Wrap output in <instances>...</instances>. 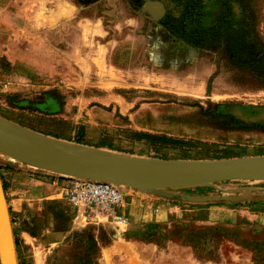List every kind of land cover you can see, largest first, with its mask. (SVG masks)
I'll list each match as a JSON object with an SVG mask.
<instances>
[{
  "label": "rangeland",
  "instance_id": "374dc122",
  "mask_svg": "<svg viewBox=\"0 0 264 264\" xmlns=\"http://www.w3.org/2000/svg\"><path fill=\"white\" fill-rule=\"evenodd\" d=\"M0 121L80 152L263 156L264 0H0ZM0 175L13 264H264V180L124 186V226L66 176L3 153Z\"/></svg>",
  "mask_w": 264,
  "mask_h": 264
},
{
  "label": "water",
  "instance_id": "95a60500",
  "mask_svg": "<svg viewBox=\"0 0 264 264\" xmlns=\"http://www.w3.org/2000/svg\"><path fill=\"white\" fill-rule=\"evenodd\" d=\"M149 3L152 2L146 4L147 9ZM161 4L164 14L165 7ZM26 140L57 145L58 149L37 147ZM83 150L77 151L30 131L13 129L0 121V153L53 174L111 181L122 187L162 193V189L213 186L221 181L264 180V155L177 160ZM4 194L0 175V259L1 264H11L10 231Z\"/></svg>",
  "mask_w": 264,
  "mask_h": 264
},
{
  "label": "built area",
  "instance_id": "2783aa9c",
  "mask_svg": "<svg viewBox=\"0 0 264 264\" xmlns=\"http://www.w3.org/2000/svg\"><path fill=\"white\" fill-rule=\"evenodd\" d=\"M66 178L70 181L66 187L68 200L81 205L87 218L107 217L124 226L129 223L124 211L127 193L121 185L90 178Z\"/></svg>",
  "mask_w": 264,
  "mask_h": 264
},
{
  "label": "bare ground",
  "instance_id": "6f19581e",
  "mask_svg": "<svg viewBox=\"0 0 264 264\" xmlns=\"http://www.w3.org/2000/svg\"><path fill=\"white\" fill-rule=\"evenodd\" d=\"M153 3H158V2H153ZM149 4H150V3H149ZM149 4H148V9L150 10V8H149ZM160 5H162V4L160 3ZM162 9H163V6H162ZM152 10H153V12H154L155 14H153ZM152 10H150V11H151V14H152L153 17L159 18V17L163 14V11H162V14H160V15H156V14L159 13V10H160L159 6H153V7H152ZM40 144H41V143H40ZM40 147H41V146H40ZM4 200H5V210H6L7 215H8L7 218H8L9 231H10L9 242H10L11 255H12L11 264H13V263H14V252H13V243H12V228H11V221H10V217H9V211H8V208H7V203H6L5 195H4Z\"/></svg>",
  "mask_w": 264,
  "mask_h": 264
},
{
  "label": "crops",
  "instance_id": "0c3cea01",
  "mask_svg": "<svg viewBox=\"0 0 264 264\" xmlns=\"http://www.w3.org/2000/svg\"><path fill=\"white\" fill-rule=\"evenodd\" d=\"M84 137H85L86 141H88V140L90 141L91 140V137L89 135H87V136L85 135ZM114 153H117V152H114ZM51 179H53V182H52L53 185H57L58 184V185L61 186V185H64L65 184V186H67L70 183L69 180H67V179H60V177H55V178H51ZM125 191H126V193H128L129 190H125ZM135 194L136 195H139V193H135Z\"/></svg>",
  "mask_w": 264,
  "mask_h": 264
}]
</instances>
